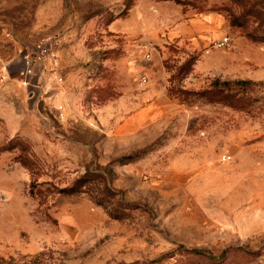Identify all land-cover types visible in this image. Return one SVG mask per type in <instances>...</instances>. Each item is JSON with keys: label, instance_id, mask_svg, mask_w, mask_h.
Masks as SVG:
<instances>
[{"label": "rangeland", "instance_id": "1", "mask_svg": "<svg viewBox=\"0 0 264 264\" xmlns=\"http://www.w3.org/2000/svg\"><path fill=\"white\" fill-rule=\"evenodd\" d=\"M183 1L0 0L7 264H264V0Z\"/></svg>", "mask_w": 264, "mask_h": 264}, {"label": "built area", "instance_id": "2", "mask_svg": "<svg viewBox=\"0 0 264 264\" xmlns=\"http://www.w3.org/2000/svg\"><path fill=\"white\" fill-rule=\"evenodd\" d=\"M231 43V38L226 35L219 41L215 43V46L217 48L220 47H226L229 46ZM56 44H57V38L56 37H46L40 40V43L37 45V47L31 52V53H26L23 62H24V70L23 74L24 76L22 77V83L26 86L30 85V80L31 77H34L36 75H40L43 80L42 82L45 83L47 74H46V61L47 59H51L53 61V67L51 69V72L56 73V79L57 82H63V75L57 74L59 71L58 68V59L59 55L56 52ZM147 78L143 77L142 78V83H146ZM62 109V106L59 107Z\"/></svg>", "mask_w": 264, "mask_h": 264}, {"label": "trees", "instance_id": "3", "mask_svg": "<svg viewBox=\"0 0 264 264\" xmlns=\"http://www.w3.org/2000/svg\"><path fill=\"white\" fill-rule=\"evenodd\" d=\"M159 1H174L177 4H182V5H185V3H186V1H183V0H159ZM113 21H114L113 19H110L109 24H111ZM248 38H250L251 40H253L255 42H264V37H258V36H255V35H248ZM196 61H197V58L194 56V57H192V59L189 62H187L183 66L182 70L185 69V67H187L188 63H189V66H190L186 70L185 74H188L191 71V67L193 66V64H195ZM209 92L216 94L218 97H221V95H220L221 92L220 91H209ZM16 148H17V146L13 142H11V143H3V144H0V153L7 152V151H12V150H14ZM136 156H138V155L125 156V157L120 159V162L125 164V163L129 162L130 160H132L133 158H135ZM19 161L22 162V160H19ZM83 179H85V177L77 179L73 183L72 186L62 188V189H60L59 192L63 193V194H67V195H75V194H80V193L84 192L83 187H84V182L85 181ZM187 251L191 252L193 254H196V255L209 254L208 251H206L204 249H199V248L187 249ZM166 257H168V256H166ZM0 264H7L6 260L3 257H0Z\"/></svg>", "mask_w": 264, "mask_h": 264}, {"label": "crops", "instance_id": "4", "mask_svg": "<svg viewBox=\"0 0 264 264\" xmlns=\"http://www.w3.org/2000/svg\"><path fill=\"white\" fill-rule=\"evenodd\" d=\"M185 25L189 28L190 31L187 30V31L185 32V34H182V32L179 31V32H181L182 36H183L184 38H186V37H191V36L195 35L194 30H193V28H192V25L189 24V23H186ZM174 34L176 35V33H174ZM35 78H37V77L34 76V77H31V79L29 78V80H30V85H29V86H36V85H37L38 81H37V79H35Z\"/></svg>", "mask_w": 264, "mask_h": 264}]
</instances>
